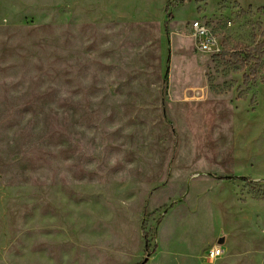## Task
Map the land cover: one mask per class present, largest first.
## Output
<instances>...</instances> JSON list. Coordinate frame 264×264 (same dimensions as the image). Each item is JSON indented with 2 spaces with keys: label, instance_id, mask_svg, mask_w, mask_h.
Wrapping results in <instances>:
<instances>
[{
  "label": "rangeland",
  "instance_id": "rangeland-1",
  "mask_svg": "<svg viewBox=\"0 0 264 264\" xmlns=\"http://www.w3.org/2000/svg\"><path fill=\"white\" fill-rule=\"evenodd\" d=\"M258 46L264 0H0V264H264Z\"/></svg>",
  "mask_w": 264,
  "mask_h": 264
},
{
  "label": "trees",
  "instance_id": "trees-1",
  "mask_svg": "<svg viewBox=\"0 0 264 264\" xmlns=\"http://www.w3.org/2000/svg\"><path fill=\"white\" fill-rule=\"evenodd\" d=\"M251 55L247 58L248 61H246L245 65H249V63H254L252 64V67H253V73L256 74L257 72V69L261 63V59L263 58L264 56V52H262V47L261 46H258L256 47L255 49L251 50L250 51ZM224 180H229V179H224ZM144 231V238L146 240V252H145V255H146V258L140 263V264H147L148 263V258L151 254H153L152 252H150V242H149V236L148 234L146 233V230H145V227L143 229Z\"/></svg>",
  "mask_w": 264,
  "mask_h": 264
},
{
  "label": "built area",
  "instance_id": "built-area-1",
  "mask_svg": "<svg viewBox=\"0 0 264 264\" xmlns=\"http://www.w3.org/2000/svg\"><path fill=\"white\" fill-rule=\"evenodd\" d=\"M224 250L220 247H214L208 252V258L210 260H218L223 256Z\"/></svg>",
  "mask_w": 264,
  "mask_h": 264
}]
</instances>
